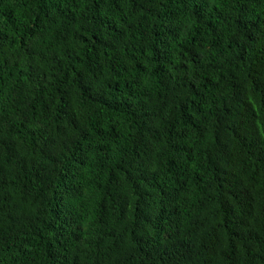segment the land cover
Masks as SVG:
<instances>
[{"label": "trees", "instance_id": "trees-1", "mask_svg": "<svg viewBox=\"0 0 264 264\" xmlns=\"http://www.w3.org/2000/svg\"><path fill=\"white\" fill-rule=\"evenodd\" d=\"M0 264H264V0H0Z\"/></svg>", "mask_w": 264, "mask_h": 264}]
</instances>
